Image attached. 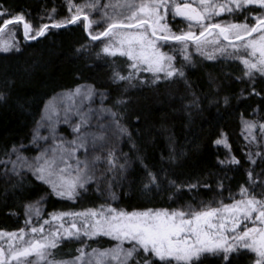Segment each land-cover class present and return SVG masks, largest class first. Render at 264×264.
<instances>
[{
	"label": "snow or ice",
	"instance_id": "snow-or-ice-1",
	"mask_svg": "<svg viewBox=\"0 0 264 264\" xmlns=\"http://www.w3.org/2000/svg\"><path fill=\"white\" fill-rule=\"evenodd\" d=\"M67 3L70 17L57 20L51 16V27L59 29L83 18L91 42L101 41V37L107 41H101L97 57L115 58L119 54L127 58V70L121 72L113 67L109 77L118 90L125 87L112 104L106 103L111 96L107 88L87 83L50 98L31 140L38 154L28 156L25 145H13L10 152L4 153L5 159L0 160L4 175L17 178L11 190L21 193L26 190L27 172L47 185L55 197L75 201L87 194L95 182L96 192L103 196V187L111 200L117 201L113 182L127 180L130 170L135 171L134 155L144 174L141 185L145 192L170 191L174 202L184 193L199 199L201 190L214 195L209 200H199V208L188 202L174 209L128 211L106 203L53 211L45 218L44 203L48 199L45 194L25 204L24 228L0 229V264H203L202 258L207 254L219 256L224 264H232L245 250L255 253L252 264H264V167H260L264 165V119H242L245 141L242 151L245 162L252 167L246 169L248 183L236 193L219 178L221 174H217L213 187L203 182L207 177L174 179L170 163L166 168L163 164L146 162L145 149L133 135L134 131L139 135V130L130 129L123 122L131 100L126 95L128 90L140 85L156 86L160 81H182L191 97L185 107L200 109L203 94H197L194 82L185 72L186 67L195 65L197 54L216 63L242 62L244 74L237 79L246 78L250 87L247 91L241 89V96L256 95L264 101V88L256 86L257 77L264 81V0H83L82 3L67 0ZM223 14L241 19H217ZM177 18L183 19L187 30L174 29ZM21 24L24 37L30 41L44 37L50 29L47 23L34 27L24 11L13 14L0 4V52L21 51L14 42L15 29ZM94 25L104 27L94 34ZM6 31L11 40L3 39ZM91 42L80 45L75 54L91 56ZM214 80L210 73L209 82ZM6 96L5 91H0V100ZM222 99L225 105L229 104L228 96ZM73 118L77 120L72 124L75 139L68 140L58 129L61 123L69 124ZM136 119L139 121L140 117ZM42 130H47L48 135H42ZM167 139L169 154H161L165 163L185 154L174 133L170 132ZM125 141L131 154L120 147ZM214 143L224 146L228 153L223 159L217 157L219 166L232 170L243 167L232 151L227 133L221 132ZM225 192L227 196L223 195ZM104 238L115 243L101 247ZM66 244H79L74 249L75 255L62 254Z\"/></svg>",
	"mask_w": 264,
	"mask_h": 264
},
{
	"label": "trees",
	"instance_id": "trees-1",
	"mask_svg": "<svg viewBox=\"0 0 264 264\" xmlns=\"http://www.w3.org/2000/svg\"><path fill=\"white\" fill-rule=\"evenodd\" d=\"M64 1L0 0V4L13 14L24 11L27 19L35 27L44 23L50 25L44 37L26 41L21 46V51L0 53V91L7 93L6 99L0 100V160L5 159L4 153L10 152L13 145H25V154L28 156L38 154L31 144L34 130L43 114L45 103L62 90L74 88L78 84H95L97 88L109 90L111 96L106 103L112 104L113 99L120 96L122 88L125 87L121 86L118 90L109 81L113 67H118L121 72L126 71L125 60L122 57H97L93 52L89 57L75 54V49L80 45L91 42L83 25L75 23L59 29L51 27L52 15L57 20L66 18ZM52 9H55L54 13ZM195 61V65L186 67L185 72L189 80L194 82L193 88L197 94H203L200 109L185 107L191 97L182 81L176 83L160 81L156 86L140 85L139 88L128 90L126 95L131 100L123 122L130 129L139 130V135L135 131L133 135L145 149L144 154L148 158L146 162L157 166L163 164L166 168L170 163L172 166L170 171L175 173L174 179L187 181L195 178L203 180L207 177L203 182L213 187L217 174H221L219 178L236 193L241 185L248 183L246 169L252 167L245 162L246 157L242 151V145L245 144L241 131L242 119H264V101L256 95L241 96V89L247 91L250 85L246 78L237 79L244 74L240 62L222 60L216 63L199 58ZM210 73L215 78L211 83ZM256 86L258 89L264 88V81L259 77ZM224 96L229 97L228 105L223 103ZM136 117H140V120L137 121ZM76 122L77 120L73 118L69 124L61 123L58 131L68 140H73L75 134L72 131V124ZM170 132L175 134L177 144L183 147L185 154L178 156L175 161L165 163L161 160V154L164 156L169 154L167 138ZM221 132L228 134L232 151L241 159L243 167L232 170L217 164V157L223 159L228 154L224 146H217L214 143L220 138ZM43 135L47 136L48 133L45 132ZM48 143L52 141L49 140ZM120 147L123 152L132 153L127 141ZM132 159L135 171L130 170L127 180L113 182V191L119 197L117 201L111 200L103 187L101 188L103 196L96 192L95 182L82 198L70 201L53 196L47 185L36 181L27 172L24 180L27 188L23 193L11 190L12 185L17 183L15 176L9 175L7 181L0 178V229L15 231L23 228L27 218L25 204L45 194H48V199L44 203L46 216L53 211L79 210L106 203H113L116 207L127 210L174 209L186 206L188 202L199 208V200H209L214 195L201 190L199 199H193L191 194L184 193L174 202L170 199V191L157 189L145 192L141 185L144 174L134 155ZM256 171H259V168ZM225 172L227 176L222 175ZM0 177H3L1 173ZM5 189L10 190L5 192ZM223 195L227 196V192ZM111 244L112 241L108 239L100 241L101 247H108ZM93 246L96 244L93 243ZM77 247L79 244H66L62 248V254L75 255L74 249ZM252 261L253 257L244 252L235 257L232 264H252ZM203 264L224 262L210 259Z\"/></svg>",
	"mask_w": 264,
	"mask_h": 264
},
{
	"label": "rangeland",
	"instance_id": "rangeland-1",
	"mask_svg": "<svg viewBox=\"0 0 264 264\" xmlns=\"http://www.w3.org/2000/svg\"><path fill=\"white\" fill-rule=\"evenodd\" d=\"M75 2L76 3H82L83 2V0H75ZM104 2H107V0H104ZM64 3H65V8H66V10H67V12H66V17H70V15H71V12L69 11V7H68V3H67V0H65L64 1ZM64 12H65V10H64ZM52 16H54V15H52ZM5 18H7V17H5ZM97 18H98V16H97ZM217 19H224V20H230V19H235V20H240L241 19V17L240 16H236V17H230V16H228L227 14H223L221 17H219V18H217ZM169 22L171 23L172 21H171V18H169ZM249 23H252V20L251 19H249V21H248ZM76 24H81V25H83V27H84V29L86 30V31H88L87 29H86V27H85V24H86V21H84L83 20V18L81 19V21L80 22H77ZM177 24L179 25V27H177ZM35 27V26H34ZM103 27H104V25H100L99 27H97V26H95L94 25V34H95V32H98V31H100V30H102L103 29ZM173 27H174V29H176L177 31H179L181 28H183V29H186L187 30V24L186 23H184L183 22V19L182 18H177V21L173 24ZM192 30H194V31H199V29L198 28H194V29H192ZM15 37H16V39H15V43H18V45H19V48H21V46L26 42V41H28L25 37H24V35H23V26H22V24L21 25H19V26H17L16 27V29H15ZM91 38V37H90ZM3 39H5V40H11L12 39V37H11V34L9 33V32H5V34H4V36H3ZM101 41H103V42H107L106 41V39L104 38V37H101ZM101 41H96V42H92V44H91V52H93L94 53V55H95V53L96 52H99L100 51V48H101ZM164 50L165 51H169V48H167V47H165L164 48ZM14 52V51H13ZM0 53H3V52H0ZM117 57H122L125 61H124V69H126L127 70V63H128V60H127V58H125V57H123V56H120L119 54L117 55ZM201 59V57L197 54L196 56H194V60H196V59ZM177 60H178V62L180 61V56L177 54ZM203 60V59H202ZM239 62V61H238ZM241 64H242V62H240ZM64 124V123H63ZM45 132H47V130H42V135L43 134H45ZM48 133V132H47ZM60 133V132H59ZM51 141V140H50ZM2 169H0V173L3 175V177H0L1 178V180H6L7 181V179L9 178V176H5L4 175V173H3V166H0ZM152 209H159V208H152ZM73 210H76V209H73ZM142 210V209H141ZM67 211H69V210H67ZM128 211H131V210H128ZM45 218H48V216H46L45 215ZM24 227H25V225H24ZM23 227V228H24ZM104 239H108V240H111V238H104ZM112 241V243H115V241H113V240H111ZM245 252H248L247 250H245ZM249 253H251V252H249ZM251 254H253L254 256H255V253H251ZM210 259H216L217 261H223L219 256H213V255H211V254H207L205 257H203L202 258V260H203V262H205V261H207V260H210ZM224 262V261H223Z\"/></svg>",
	"mask_w": 264,
	"mask_h": 264
},
{
	"label": "flooded vegetation",
	"instance_id": "flooded-vegetation-1",
	"mask_svg": "<svg viewBox=\"0 0 264 264\" xmlns=\"http://www.w3.org/2000/svg\"><path fill=\"white\" fill-rule=\"evenodd\" d=\"M248 254H250L253 257V260L255 259V256L251 253L248 252ZM253 262V261H252Z\"/></svg>",
	"mask_w": 264,
	"mask_h": 264
}]
</instances>
